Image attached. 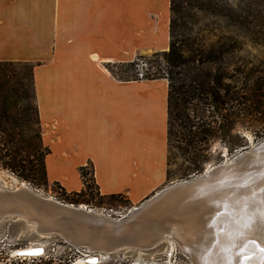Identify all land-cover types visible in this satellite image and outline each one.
Masks as SVG:
<instances>
[{
	"label": "crops",
	"instance_id": "0c3cea01",
	"mask_svg": "<svg viewBox=\"0 0 264 264\" xmlns=\"http://www.w3.org/2000/svg\"><path fill=\"white\" fill-rule=\"evenodd\" d=\"M170 3L0 0V62L35 65L50 184L79 193L91 165L100 195L139 205L169 182L167 80L122 81L109 68L169 50Z\"/></svg>",
	"mask_w": 264,
	"mask_h": 264
},
{
	"label": "trees",
	"instance_id": "16d2710c",
	"mask_svg": "<svg viewBox=\"0 0 264 264\" xmlns=\"http://www.w3.org/2000/svg\"><path fill=\"white\" fill-rule=\"evenodd\" d=\"M192 1L197 0H171L170 46L168 51L155 53L149 60L156 66L154 72L148 70L138 73L141 77L134 79L124 77L113 70L111 72L122 81L167 80L168 150L176 148L182 157L188 158L193 170L200 172L208 161L207 146L217 138L214 118L220 117L223 121L219 130L229 128L237 122L239 115L252 114L251 105L247 106L252 96L237 91L230 82L232 76L227 70L226 49L211 46L209 51H205L203 45L195 49L196 39L193 38L192 28L185 22L189 8L195 6L191 5ZM234 16L237 29L246 33L251 30L253 22L249 20V14L243 15L238 12ZM256 17L253 19H259L258 16ZM253 35L256 40L264 44V29L254 32ZM147 60V57L139 56L132 62L120 65L125 72L136 68L139 70L140 62ZM162 61L165 64L163 68H161ZM34 68L35 65L31 63L0 62V163L21 179L28 180L30 175H33L34 179L41 176L47 181L45 158L49 150L44 147L41 136ZM30 82L32 92L29 87ZM259 91L260 87H256L251 93ZM251 104L253 107L259 106L257 101L252 100ZM226 107H235L237 110L223 114ZM209 109L213 111L210 112ZM254 110L257 111L256 108ZM34 125H37L38 131L33 134L31 132L34 131ZM26 133L31 136L27 138ZM30 157L36 158V166L26 165ZM89 166L91 165L80 169L84 188L79 193H72L74 196H86L91 189L86 181V169ZM91 168L95 184L94 170L92 166ZM120 196L111 195L102 198L117 201ZM35 260L33 259L32 264H64L61 259L55 263L53 258L45 261L41 258L40 263H36ZM19 264L25 263L23 261Z\"/></svg>",
	"mask_w": 264,
	"mask_h": 264
},
{
	"label": "rangeland",
	"instance_id": "374dc122",
	"mask_svg": "<svg viewBox=\"0 0 264 264\" xmlns=\"http://www.w3.org/2000/svg\"><path fill=\"white\" fill-rule=\"evenodd\" d=\"M196 2L192 1L191 5L194 4L195 6L189 8L190 11L185 18L186 24L192 28L193 38L196 39L195 49L203 45L205 51H209L211 46L217 49L222 47L227 50L225 58L228 64V73L232 76L230 82L237 91L252 96L251 101L247 103V106L251 105L252 114L239 115L240 118L236 120L237 122L224 130H219V127L223 124L222 119L220 117L214 118L216 120L214 126L217 138L207 146L208 161L202 166L200 172L194 171L188 158L182 157L176 148H172L168 155L167 173L169 182L166 186L171 182L186 180L193 175L202 174L212 167L228 162L240 150L253 147L264 139V44L256 40L253 35L254 32L264 29V0H197ZM238 12L243 15L249 14V20L253 22L251 30L247 33L235 27L234 15ZM251 15H254V17H251ZM256 16L259 19H253L257 18ZM154 54L150 52L142 55L148 58L147 61L139 64V68L143 70L136 68L125 72L120 64L111 66L109 69L130 79L140 78L141 73L156 70L153 61H149ZM164 65V61H162L161 68ZM29 87L32 92L31 82ZM256 87H260V91L251 93ZM252 100L257 101L259 106L253 107ZM254 108H256V112L253 111ZM209 110L210 112L213 111L212 109ZM234 110L236 111L237 108L226 107L223 114ZM208 115L209 113H207ZM33 130L31 132L33 134L38 131L37 125L33 126ZM29 133H26L27 138L31 136ZM144 142L149 146L153 145L151 139L144 138ZM42 149L41 147V151ZM26 165L28 167L31 165L36 166V158L30 157ZM86 181L91 189L86 196L78 197L72 193H67L58 184H50L41 176L34 179V176L30 175L28 180L21 179L17 174L5 169L0 163V186L9 189L25 184L48 198L68 204L87 206L96 213L114 219L126 216L131 209L140 205H131L125 195H121L117 201L102 198L94 184L91 166L86 169ZM30 245L43 246L44 255L24 259L21 256L12 254L13 251ZM91 255L99 258L101 256L99 253H88L83 249L74 248L56 237H26L24 233L16 235L13 222L10 220H5L0 224V264H19L23 261L25 264H32L33 259H36V263H40L41 258L44 261L53 258L54 263L61 259L64 264H77V260ZM98 264L192 263L178 246L173 249L167 246L163 251L158 250L140 254L129 253L122 258L112 256Z\"/></svg>",
	"mask_w": 264,
	"mask_h": 264
},
{
	"label": "water",
	"instance_id": "95a60500",
	"mask_svg": "<svg viewBox=\"0 0 264 264\" xmlns=\"http://www.w3.org/2000/svg\"><path fill=\"white\" fill-rule=\"evenodd\" d=\"M260 162H264V139L253 147L240 150L228 163L217 165L209 172L171 182L119 220L95 213L87 206L88 209L60 202L34 189L14 186L11 190L0 191V202H3L0 204V221L13 222L16 235L25 233L26 237H56L74 248L83 249L88 253H99L100 262L112 256L122 258L129 253L163 251L168 246L169 239L177 240L171 233L173 224L178 222L177 218H174L178 212L176 210L186 209L192 212L196 207L193 203L200 200L210 188L251 175ZM258 174L264 179V167ZM170 199L179 206L170 210L172 215L160 219L158 215L165 212L164 207ZM208 219L219 223L218 235L227 234L228 219L220 217L217 213H213ZM34 224L38 225L37 231L33 227ZM211 226L213 227V224ZM138 228L145 230L142 237L135 234V229ZM179 242L178 240V244L183 247L187 245L185 241ZM244 246L247 252L242 250ZM229 248L241 249L244 252V255L240 256L239 264L264 263V248H261L255 239H243L236 235ZM38 250L36 255L26 252L22 256H43L45 250ZM184 250L188 256H192L187 247H184ZM100 262L93 258L88 260L87 264Z\"/></svg>",
	"mask_w": 264,
	"mask_h": 264
},
{
	"label": "bare ground",
	"instance_id": "6f19581e",
	"mask_svg": "<svg viewBox=\"0 0 264 264\" xmlns=\"http://www.w3.org/2000/svg\"><path fill=\"white\" fill-rule=\"evenodd\" d=\"M263 164L264 162H260V164L254 168L251 175L249 174L243 178L236 179L223 186L218 185L210 188V190L206 191L204 196L200 198L201 201L198 200L196 203H193L196 207L192 212L186 209L176 210L178 212L175 213L177 215L174 216V218H177L178 222L173 224L171 233L177 240L169 239L168 247L173 249L175 246H178L184 254H186L184 247H187L189 252L192 253V256L186 255L192 264H239L240 256L244 255L242 250L247 252V248L245 246L242 250L229 248L230 242L236 235L243 237V239H245V237L249 238V240L255 239L256 243L261 248H264V179L262 177L260 178V173L257 175V172L264 167ZM210 170H208V172ZM19 186L29 188L25 184H20ZM3 190L11 189L0 186V191ZM1 203L3 202H0V204ZM166 203L167 205L164 207L166 208L165 212L158 215L160 219L172 215L173 213H171L170 210L179 206L178 204H174L171 199ZM81 207L86 208L85 206ZM213 213H217L220 217L229 220L226 225L227 234H217L219 223L212 220L211 222L208 219ZM106 217L114 219L109 216ZM119 219L120 218L115 220ZM147 220H149V218ZM1 223L2 221H0V224ZM212 224L213 227L211 226ZM37 226V224L33 226L36 231ZM144 232L145 230L143 229H135L136 236L142 237ZM40 237L44 236L42 235ZM178 240L180 241L179 243L185 241L187 245L184 247L181 246V244H178ZM38 249L44 248L43 246L30 245L26 248L13 251L12 254L14 256H22L23 253L26 252L36 253L39 251ZM239 250L241 254H239ZM93 258H97L100 262L99 257L91 255L85 256L84 259L77 260L76 263L84 264Z\"/></svg>",
	"mask_w": 264,
	"mask_h": 264
},
{
	"label": "snow or ice",
	"instance_id": "6c2138e0",
	"mask_svg": "<svg viewBox=\"0 0 264 264\" xmlns=\"http://www.w3.org/2000/svg\"><path fill=\"white\" fill-rule=\"evenodd\" d=\"M31 255H36V254H38V253H30Z\"/></svg>",
	"mask_w": 264,
	"mask_h": 264
},
{
	"label": "built area",
	"instance_id": "2783aa9c",
	"mask_svg": "<svg viewBox=\"0 0 264 264\" xmlns=\"http://www.w3.org/2000/svg\"><path fill=\"white\" fill-rule=\"evenodd\" d=\"M21 257H23V256H21ZM21 257H19V258H21ZM23 258H24V259H26V258H28V257H26V258H25V257H23Z\"/></svg>",
	"mask_w": 264,
	"mask_h": 264
}]
</instances>
